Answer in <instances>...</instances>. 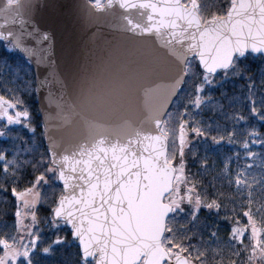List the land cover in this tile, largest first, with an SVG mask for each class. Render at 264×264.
Here are the masks:
<instances>
[{
    "label": "snow or ice",
    "instance_id": "1",
    "mask_svg": "<svg viewBox=\"0 0 264 264\" xmlns=\"http://www.w3.org/2000/svg\"><path fill=\"white\" fill-rule=\"evenodd\" d=\"M119 5L178 65L165 106L63 147L56 33L0 16V264H264V0Z\"/></svg>",
    "mask_w": 264,
    "mask_h": 264
},
{
    "label": "water",
    "instance_id": "2",
    "mask_svg": "<svg viewBox=\"0 0 264 264\" xmlns=\"http://www.w3.org/2000/svg\"><path fill=\"white\" fill-rule=\"evenodd\" d=\"M8 13L34 20L56 33L58 93L51 135L61 146L98 134L128 133L148 127L165 106L178 65L152 36L140 34L123 18L119 0H15ZM5 0H0V9ZM132 19L139 17L130 13ZM43 102L36 98L37 112Z\"/></svg>",
    "mask_w": 264,
    "mask_h": 264
},
{
    "label": "trees",
    "instance_id": "3",
    "mask_svg": "<svg viewBox=\"0 0 264 264\" xmlns=\"http://www.w3.org/2000/svg\"><path fill=\"white\" fill-rule=\"evenodd\" d=\"M12 1H14V0H12ZM101 2H102V0H96L95 4H98V3H101ZM17 62H18V63H23L22 58L19 59ZM226 90L229 92L230 95H232L233 92H234V86L231 85V84H229V85L227 86V89H226ZM235 94H237V95L239 94V90H238V88L235 90ZM215 95H216L217 97H219V92L217 91V92L215 93ZM23 98H24V100L27 102V104L29 105V107L32 109L33 114L35 115V114L37 113L35 96L25 95ZM206 115H207V114H206ZM230 151H231V149H230L227 145H225L224 148H223V152L227 153V152H230ZM222 158H223V157H222V155H220V154H218V155L215 157L216 162H217V165H219V163H220V161L222 160ZM193 171H195V167H193ZM202 219H206L207 222H211V221L215 220L216 218H215L214 215H209L208 213H203V215H202ZM9 222H10V221H9ZM220 225H221V234L224 235V236L226 237V234H227V231H228V224L225 223V222H223V221H220ZM193 242L195 243V241H193Z\"/></svg>",
    "mask_w": 264,
    "mask_h": 264
},
{
    "label": "rangeland",
    "instance_id": "4",
    "mask_svg": "<svg viewBox=\"0 0 264 264\" xmlns=\"http://www.w3.org/2000/svg\"><path fill=\"white\" fill-rule=\"evenodd\" d=\"M15 1V0H14ZM9 2H12V0H9Z\"/></svg>",
    "mask_w": 264,
    "mask_h": 264
}]
</instances>
